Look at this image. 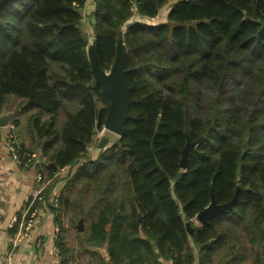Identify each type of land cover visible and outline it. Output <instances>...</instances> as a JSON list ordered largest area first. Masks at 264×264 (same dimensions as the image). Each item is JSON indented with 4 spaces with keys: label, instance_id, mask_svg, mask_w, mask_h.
I'll list each match as a JSON object with an SVG mask.
<instances>
[{
    "label": "trees",
    "instance_id": "trees-1",
    "mask_svg": "<svg viewBox=\"0 0 264 264\" xmlns=\"http://www.w3.org/2000/svg\"><path fill=\"white\" fill-rule=\"evenodd\" d=\"M86 1L0 0V113L9 95L19 99L30 135L20 150L70 166L57 217L81 206L73 192L90 194L85 241L107 242L115 263L153 244L173 264L191 263V237L200 264H264V0H93L90 43ZM118 41L127 130L78 165L110 102L88 47L109 70ZM235 194L198 223L212 197Z\"/></svg>",
    "mask_w": 264,
    "mask_h": 264
},
{
    "label": "crops",
    "instance_id": "crops-1",
    "mask_svg": "<svg viewBox=\"0 0 264 264\" xmlns=\"http://www.w3.org/2000/svg\"><path fill=\"white\" fill-rule=\"evenodd\" d=\"M85 30L90 35L88 37L92 42L93 29L90 22L85 26ZM107 71L95 69V77L98 80L105 81L107 79L104 75H106ZM19 101V99L9 95L0 114L10 112L11 117L8 122H12V119L20 120L19 124L14 125L17 140L29 146L30 135L26 131L24 122L28 113L20 109L18 106ZM8 130L9 127L7 125L0 127V264H173V258L161 256L154 244L151 254L145 252L144 249H140L138 252L133 251L132 260L124 258L121 262L115 263L109 254L107 242L101 245H94L85 241L89 225L93 220L92 211L95 210L91 207V212H86V214L91 216L92 220H90L87 228L82 230L84 231V238L72 239L73 236L68 233L67 224L63 223L61 216L57 217L56 211L53 209L54 207L52 208L50 202V198L59 193L65 177L68 175L67 172L69 173L71 169L70 166L65 165L61 168L53 169V173L49 175L45 168V166H49V162L38 164L37 166L15 163L11 159L6 144L5 135ZM94 137L91 144L87 147L85 156L89 155L94 158L100 150V140L98 141ZM34 138L38 142V136L34 135ZM110 139L108 138L105 147L111 144L112 141H109ZM39 160H44V157L39 158ZM38 169H43L45 173L44 179L40 184H36L35 182V175ZM37 188L39 189V194L44 199H48V201L43 204L42 201H34L37 207H41L36 217L35 225L26 238L19 242H14L13 237L21 228L24 221V201ZM13 215L17 216V220L14 225H10ZM83 218L84 216H80L78 222L82 221ZM141 237L146 238L142 233ZM189 245L193 248V260L187 264H200L199 252L197 246L193 244L191 237L189 238ZM222 259L215 256L211 264H225L226 260L224 259L222 262ZM238 264H251L250 258L240 261Z\"/></svg>",
    "mask_w": 264,
    "mask_h": 264
},
{
    "label": "water",
    "instance_id": "water-1",
    "mask_svg": "<svg viewBox=\"0 0 264 264\" xmlns=\"http://www.w3.org/2000/svg\"><path fill=\"white\" fill-rule=\"evenodd\" d=\"M259 22L263 24L264 20L261 19L259 20ZM89 53L95 75V69H98L100 71H102V69L97 66L94 56L92 55V46L89 47ZM122 58L123 46L121 45V42L118 41L117 56L115 58V61L111 65L110 69L106 72V75H104L103 73L104 77L107 80L101 81L95 77V81L101 84L110 99L108 105V112L105 117L104 125L102 128L111 129L115 131V133H118V135L122 134L124 131L127 130V128L125 127V121L129 117L128 107L131 102L128 87L122 78ZM10 117V112L0 114V127L6 126ZM93 131L95 132L96 128H94ZM107 141L108 138L103 136L99 141V147L102 148L104 144L107 143ZM189 150L190 143H187L182 150V156L180 159V166L182 168L186 167ZM39 158H42V156L40 155ZM48 165L50 167H53V169H56L54 162H50ZM235 199L236 194L234 195L233 199L229 202L217 204L214 198L212 197L211 203L196 215V220L200 223H204L210 214L230 208ZM138 219H141L140 213L138 214ZM77 228L78 230H81L83 228L81 221L78 222ZM186 228L189 234L192 235L193 229L189 226L188 223L186 224Z\"/></svg>",
    "mask_w": 264,
    "mask_h": 264
},
{
    "label": "built area",
    "instance_id": "built-area-1",
    "mask_svg": "<svg viewBox=\"0 0 264 264\" xmlns=\"http://www.w3.org/2000/svg\"><path fill=\"white\" fill-rule=\"evenodd\" d=\"M153 19V18H150ZM83 20V16H82ZM7 126L9 127L8 132L5 135L6 138V144L9 149V153L11 156V159L17 163V164H31L37 166L39 163V157L38 154L35 152H28V151H22L19 148L18 141L16 139V136L14 134V124L12 122H8ZM104 129H100L96 132L94 139L100 140L103 137ZM85 155V153L83 154ZM84 158H82L77 164L79 165ZM45 173L43 169H38L35 175V182L36 184H40L44 179ZM42 201L43 203H47L48 199H44L41 194H39V189H35L31 196H28L23 204V215H24V221L21 225V228L18 230V232L13 237L14 242H19L26 238L32 227H34L36 222V217L38 215V212L40 211L41 207H37L34 204V201ZM51 206L54 208L59 207V198L58 196H53L50 198ZM17 220V216L13 215L12 219L10 221V225H14V223Z\"/></svg>",
    "mask_w": 264,
    "mask_h": 264
},
{
    "label": "rangeland",
    "instance_id": "rangeland-1",
    "mask_svg": "<svg viewBox=\"0 0 264 264\" xmlns=\"http://www.w3.org/2000/svg\"><path fill=\"white\" fill-rule=\"evenodd\" d=\"M92 7H93V1L87 0L86 1V5L84 7L83 20H82V26L84 27V29H85V26H87V23H89L88 16L90 15V13L92 11V9H90ZM161 19H165L164 16H163V14L158 15L157 17H155L153 19H150V20L149 19H145V21L152 22L154 20L159 21ZM87 36H88V33H87ZM88 39H89V43H90L91 42L90 41V38L88 37ZM89 47H88V49H89ZM62 118L63 117L61 116V119ZM103 136H105L107 138H111L109 141H113V140H115V138H117L118 133L104 130ZM35 153L38 154V152H35ZM38 157H40V155H38ZM86 157L87 156H81L79 158L78 162L82 158H86ZM67 174H68V172H67ZM71 197H74L77 200H80L81 206L77 207V205H76V206H73L72 208H69L68 210H66L62 214L63 216L61 215V217L63 219V223H66L67 224V230H69L68 233L71 236H73L72 239H81V238H84V236H85L84 235V231H82V230L84 228H87V226L89 225L90 220H92L91 216H88V214H86V212H91V210H92L91 208H93L92 203H91V200H90L91 195L88 194L87 192H81V193L80 192H73L72 195H71ZM89 200H90V202H89ZM80 210H82V211H80ZM80 216H84L83 220L81 221V224H82V227L83 228L81 230H77L78 228L76 229V224L78 223V220H79V217Z\"/></svg>",
    "mask_w": 264,
    "mask_h": 264
},
{
    "label": "bare ground",
    "instance_id": "bare-ground-1",
    "mask_svg": "<svg viewBox=\"0 0 264 264\" xmlns=\"http://www.w3.org/2000/svg\"><path fill=\"white\" fill-rule=\"evenodd\" d=\"M104 130L111 131V132H115V131H113V130H111V129H107V128H105Z\"/></svg>",
    "mask_w": 264,
    "mask_h": 264
}]
</instances>
